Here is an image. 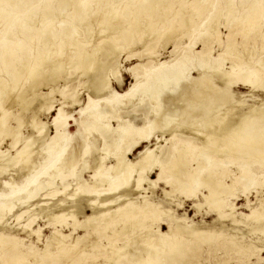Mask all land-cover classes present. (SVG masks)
I'll return each mask as SVG.
<instances>
[{"label": "bare ground", "instance_id": "1", "mask_svg": "<svg viewBox=\"0 0 264 264\" xmlns=\"http://www.w3.org/2000/svg\"><path fill=\"white\" fill-rule=\"evenodd\" d=\"M185 1L0 0V109L3 107L1 99L4 94L5 97H8L7 93L16 97L17 94L13 90L19 79L26 77L33 80L41 75L46 77L43 74L47 70L50 72L47 82H56L66 67L78 69L86 77L83 87L88 90V101L76 111L79 115L77 118L65 113L62 106L54 109L56 114L51 124L54 125L55 133L52 132L54 135L48 137L47 141L45 137L48 129L45 131V122L36 119L37 113L33 115L31 122L32 127L36 128L32 131L38 133L35 137L20 135L21 126L26 121L21 122L18 118L20 114L16 118L15 130L14 127L12 130L6 128L12 138L9 148H14V154H11L9 149L0 150V175L17 167L16 176L20 177L24 166L34 165L30 157L34 152L32 146L36 142H39L44 156L39 162V169L30 176L28 174L22 183H16L14 176L6 181L0 179V186L8 187L6 193L0 191L2 264H51L55 256L54 252H51L53 249L57 254L66 256L71 252L87 251L86 246L109 250L108 259L114 264H120V256L129 258L125 249L131 247L129 245L134 239L135 231L138 228H148L154 222L158 223L157 230L149 233L148 238L155 235L156 246L149 249L140 248L136 251L139 252L136 260H131V264H187L182 256L176 254L181 249L176 235L195 236L207 230L190 220L186 212L179 215L175 208L165 204H173L176 208L183 207L185 200L173 202V190L164 189L163 198H154V190L164 173L168 174L167 184L183 193L186 199H196L192 206L197 210L207 205L217 212L215 220L220 221L222 226L218 229L215 227L214 230L219 236L228 235L234 241L239 225L258 232L261 236L256 240L253 239L254 241L244 245L235 240L233 245L238 250H258L257 260L250 264H264L260 262L264 257L259 253L264 249V195L258 199V205L255 207L250 206L246 196L245 205L249 213L236 214L235 203L228 199L236 193L237 184L242 186L243 191L249 190L253 184L264 189V169L259 172L257 167H252L255 161H264V98L247 104L244 110L237 108L242 104L238 101V105L237 102L231 104L230 92V88L238 84L264 92V60L260 62V66L250 70L241 68L234 60L236 35H240L243 42L250 34L260 35L264 48V0H191L195 4L190 10ZM202 12L206 17L200 22L198 31L187 44L178 49L180 45L176 38H190L191 33L195 31V14ZM93 22L98 24V33L102 36L86 51L85 44L90 43L92 36L81 39L78 35L81 30L86 34L93 31ZM221 24L229 29L226 35L228 42L220 53L230 57L228 67H223L225 58L219 57L220 55L215 58L211 54L212 44L220 42ZM145 40H154L155 43L162 41L165 45L172 42L174 57L171 60L149 59V68L142 72L129 68L132 71L133 83L126 91L120 93L112 86L113 80L122 83L117 56L137 42H142L145 47ZM199 43L200 49L193 50ZM64 47L68 49L65 52L66 61L57 58ZM51 49L57 52L53 53ZM144 50L148 55L156 54L151 47H145ZM193 72L197 75L193 76ZM214 79L221 82L222 86L216 85ZM37 81L33 80L29 88L28 93L32 96L36 88L34 82ZM45 85L48 84L45 82ZM198 85L201 88L199 91ZM178 89L182 93L171 102L173 107L162 111L165 96L172 98ZM53 91L55 93V89L44 93V102L38 109L45 106L48 111L53 109V101L49 98ZM64 91L65 88L60 90L61 93ZM78 93L69 94L67 98L64 95L70 105L81 102ZM35 96L41 98L36 94ZM135 96L137 98L132 106H147L146 115L138 116L133 113V119L119 120L117 126L111 128L105 121L107 115L116 117L122 101L125 99L130 103ZM36 97L33 96V99ZM21 100L19 99V103ZM31 100L26 96L22 103L27 104L28 108ZM189 101H195L193 107L189 106ZM187 104L189 108L175 121V116H181L180 106L187 107ZM191 108H194V111L188 117L187 113ZM147 115L153 118L147 119ZM3 116L4 114L0 116L2 131L5 130L3 126L6 124ZM136 120H141L142 123L137 124L134 122ZM70 121L76 126L73 131L69 129ZM93 131L102 141V147L94 148L93 164L85 160L81 170L73 174V190L68 191L69 183H62V190L56 187L34 203L32 198L39 196L41 184H53L51 177L55 174H51L50 170L59 172L76 166L90 147L89 142L82 140ZM154 132H160V136H156V145H145L137 158L130 159L129 154L143 142H150ZM166 133L175 139L171 150L167 145L169 138L165 137ZM162 139L165 144H158ZM214 139L216 146L210 147L208 142ZM238 142L244 144L242 148L237 146ZM17 143L20 145L17 146ZM69 146L71 149L68 151ZM80 146H85L86 150L82 152ZM99 151H104L105 155L102 156ZM233 154L246 156L248 160L226 159ZM108 157H112L114 162L105 168V173H101L103 163ZM190 162H193L191 167ZM230 163L235 165L236 171L228 169ZM260 165L264 168V164ZM86 169L94 171L90 180L82 176ZM154 170L158 173L157 177L152 179L150 173ZM135 171L140 172L136 178L133 175ZM40 176H47L48 181L38 179ZM226 178H230V183L225 182ZM258 178L260 179L257 181ZM104 185L106 187L101 188ZM197 193L201 194V200L198 199ZM57 194H63V197L53 202L44 200L45 196L52 199ZM8 197L12 199H7ZM83 202L91 209V213L84 212ZM37 207L39 211L36 210ZM13 208L19 209L15 215L17 220L27 216L26 224L21 227L28 230V237L34 235L37 241L42 236L41 226H31L37 215L46 217L47 225H52L53 230L46 236L43 252L40 250L32 253L30 257L21 239L1 232L15 228L5 218ZM23 208L24 210H21ZM79 215L82 216L81 219ZM225 219L231 221L232 227L224 228ZM162 223H167L166 231L159 228ZM64 227L72 228V231L65 233L62 230ZM77 229H82L84 233L78 234L75 232ZM94 233L103 236L105 243L101 239H92ZM149 239L145 242L149 243ZM159 246H167L171 251L164 261L155 251ZM98 255L89 254L84 264H101L97 261ZM61 264L70 263L66 261ZM219 264L226 263L222 261Z\"/></svg>", "mask_w": 264, "mask_h": 264}, {"label": "rangeland", "instance_id": "2", "mask_svg": "<svg viewBox=\"0 0 264 264\" xmlns=\"http://www.w3.org/2000/svg\"><path fill=\"white\" fill-rule=\"evenodd\" d=\"M185 3L187 4L189 10L195 4V2H191V0H186ZM205 17L206 16H205L204 12H202L200 14H195V17L193 20L195 31L191 33L190 38H188V37H182L181 38L180 36H178L176 38V41L180 45L178 49H180V47L183 44H187L189 42V39L193 38V36L195 35V33L199 29L200 22ZM221 20H223V18ZM95 24H96V22H93V27H94L93 31L86 34V32L83 33V31L81 30L80 34L78 35V37L81 39H84L85 36H89V35L92 36L90 38V43L85 44L84 48L86 51H89L91 49V47L93 45H95L98 42L99 38H101V36H102L98 33V30H99L98 24H96V25ZM228 31H229L228 27H224L222 24L220 25V27H219L220 42H214L212 44V48H211L212 49L211 54L213 57H215V58L218 57V55H220V53L223 51L224 46L228 42V39L226 37ZM152 36L153 35H151V37ZM146 40L148 41L149 39H146ZM235 41L236 42L234 43V49H235L234 60H236L240 64L241 68H244L245 70H250L252 68H256V67L261 65L260 62L264 60V48H262V45H261L262 44V36H260V35L254 36L253 34H250L247 37V39L245 40V42H243L241 39V36L236 35ZM161 43H162V41L155 43L154 40H151V41L146 43V45H145L146 48L151 47V50L156 52V54H153V55L147 54V52L144 50L145 47H143L142 42H137L135 44L130 45L128 48L122 50V52L119 53V56H117L118 57L117 58L118 70H119V74L121 75V78H122V83H118V82L113 80L112 81L113 88L121 93V92L126 91L132 85V83H133L132 71L129 70V68H134L136 71L142 72V71H145L149 68V66H150L149 59L155 60L157 58L160 60H171L174 57L173 43L170 42L166 45H165V43H162V44ZM200 45H201L200 43L196 44L193 50L200 49V47H201ZM55 49H56V47H55ZM53 50L54 49H51V51L53 53L57 52L56 50H54V51ZM67 50H68L67 47H64L62 49V53L57 55V58L60 60L66 61L67 56L65 55V52ZM219 57L225 58L224 63H223V67L230 66V62H229L230 57L228 58L224 54H221ZM66 69H67V71H66ZM66 69L64 70L65 72L63 71L61 73L62 77L60 75L59 79H57L56 82L55 81L54 82H50V81L47 82L48 81L47 77H48V74L50 73L48 70L46 71V73L43 74L46 77H42V75H41L40 77H37L39 79H37V78L33 79L34 81L38 80L37 82H34V84H36V88H35L34 95H33L34 97H36L35 94L38 95L39 97H41V98H38V97L34 98L35 100L37 99L36 101H38V102L34 101L33 96H32V94H30V92L28 93L30 86L33 84L32 83L33 80L26 78V77L25 78L22 77L23 79L21 78V80L19 79L16 87L14 88L13 91H14V93L16 92L15 93V94H17L16 97L14 94H12L13 95V97H12L10 95V93H7L8 97H5L6 94H4V96H2L3 99H1V103H2L4 108L2 107L0 109V113L2 115L4 114L5 117L4 116L3 117H4L6 124L3 126L5 128V130L2 131V129L0 128V150L3 149V151H5V150L9 149L10 153L14 154V152H13L14 148L13 149L9 148L10 147L9 144H10L12 138H11L10 134L8 135V132H10L9 129H6V128H10V130H12V128L14 127L13 130H15V128L17 127V122H16L17 119L16 118H17L18 114H20L18 116V118L21 120V122L24 123V121L26 120L25 123L22 124V126H21L20 135L23 137H26V136L35 137L38 133H37V131H36V133H35V131H32V130H36V128L32 127L31 122H32V119L34 117L33 115H35V113H37L36 119L38 121H43L47 124L46 125L45 123L42 122L44 124L45 131L48 129L46 131L47 135L45 137V141L49 140V138L54 135L53 133H55L54 132L55 130H53L54 125L51 124L53 116L56 114V110H54L55 108L57 109L58 107L62 106L64 112L72 115L71 117L77 118L79 116L78 113H76V111L79 110L80 107L84 106V104H86L88 101V98H87L88 90L86 87H83L85 85L83 83L86 82V77L83 76L81 74V71L80 70L78 71V69L73 70V68H71V67H66ZM196 75H197V73L193 72V76H196ZM42 78H43V80H42ZM45 82L48 85H45ZM214 82L216 83V85L222 86V83L219 82L217 79H214ZM26 83H28V84H26ZM67 84H68V86H67ZM54 86H56V87H54ZM64 88H65V91L63 92L64 93L63 94L60 92V90H62ZM197 88H198V91L201 89L199 85L197 86ZM51 89H55V93L53 91L49 95V98H51V101H53L52 102L53 109L48 111L47 106H45L46 108L44 107V108L38 109V108H40L41 103L44 102V99H43L44 93H46V91H47V93H49V91H51ZM13 91L11 93H13ZM19 91H21V93H19ZM25 91H27V92H25ZM78 91H79V93H78ZM67 92H68V94H67ZM230 92L232 95L231 104L238 101L239 103H242V104L240 106H237V108L241 107L244 110L247 108V104L255 103L259 99L264 98V92H262L259 89L252 90L248 85H244V84H238V85L232 86L230 88ZM72 93H78V96L81 100V102L79 104L70 105L68 103V100L66 98H67V96H69V94H72ZM181 93H182V91L178 89V90H176V94L172 95V98L171 97L167 98L165 96L166 99L164 98L163 99L164 101H162V104H163L162 105V107H163L162 111L166 110V108H170L171 106L173 107L171 102L175 101L176 97H178V95H180ZM9 95L11 96V99L9 98ZM64 95L66 96V98ZM26 96L28 98L32 99L31 103H30L32 105H30L28 103V105H29L28 108L26 107L27 104L22 103L24 97L26 98ZM61 96H62V98H61ZM19 97H21L23 99L21 100V98H19ZM6 98H7V100L9 99L8 102H7ZM55 98H57V100ZM136 98H137V96L133 97L130 100L131 101L130 103L125 101V99H124V101H122V103L119 105L120 110L117 113V116L111 117V115L108 114L107 117L105 118L106 123H108V125L111 128H115L117 126V124L119 123V120L125 121L128 119H130V120L133 119L132 118V116L134 115L133 113H136L138 116H140V115L144 116V114L147 113V111H148V107L147 106H141V105L132 106V104L135 103ZM12 99H13L14 103H13ZM19 99L21 100L20 103H19ZM58 101H63V102L59 103ZM3 102H4V104H3ZM189 102H190L189 106L193 107V102H195V101H189ZM238 102L236 103L237 105L239 104ZM6 103H7V105H6ZM17 104L19 106H17ZM7 106L8 107L10 106V107L8 108ZM24 107L26 109L22 110V108H24ZM31 108H33V109H31ZM188 108H189L188 104H187V107H186V105L185 106L181 105L179 108L181 116H178V117L175 116L176 117L175 121H177L178 118H181L183 116L184 111H186ZM222 109H224V108H222ZM32 110H34V111L32 112ZM1 111H3V112H1ZM10 111H12V112H10ZM127 111H131V112L128 113ZM192 111H194V108H191L190 111L187 113L188 117H190L192 115ZM2 115H0V116H2ZM12 117H14V118H12ZM146 118L147 119L153 118V116L147 115ZM72 122L73 121L69 122V125H70L69 129L73 131L76 128V126L74 124H71ZM134 122L137 124L142 123L141 120H136ZM5 131H7V132H5ZM156 136H160V132H154V136L151 137V141L150 142H143L138 148H136L133 151L132 154H129V158L132 160L137 158L139 155V151L145 145L153 147V145L156 143ZM165 137L169 138L167 140V145L169 147V150H171L172 149L171 144H173L175 139L170 138L168 133H166ZM200 138L204 140L203 137H200ZM82 141L85 143L89 142V144H90V147L87 148V152L83 156H81V159L77 162L76 166L74 168H71L70 170L67 168L62 170V171H59V172H56L54 170H50L49 172L51 174H55V176L51 177L53 184L52 185H45L44 183L41 184V189L39 190V193H38L39 196L32 198V201L34 203L38 202L41 199V197H43L42 195L51 192L52 189H54L56 187H59V190H62V187H61L62 183H66V182L69 183L70 186L68 188V191H71V189L73 190L72 187L74 186L73 184L75 183V178H74L73 174L78 173L81 170L82 165H83V161L86 160L90 164L94 163L93 162V159L95 158L94 157L95 156L94 148L97 146L102 147V141L100 140L99 137H97L95 131L88 134L87 138L82 140ZM38 143L39 142H36L32 146V149L34 152L30 158H31L32 163H34V165L24 166L23 167V169H24L23 174L20 177L16 176L17 174L15 172V169H17V167L12 168L7 173L0 175L1 181L9 180V178L11 176H14V181L16 183H22L24 180H26V176L28 174L30 176L37 169H39V167H40L39 162L42 160L44 153L40 149ZM85 143H84V145H85ZM158 144H165V141L162 139L161 141L158 142ZM19 145H20V143H17V146H19ZM208 145L210 147H215L216 146L215 139L210 140L208 142ZM243 145H244L243 143L238 142L237 146L242 148ZM70 146L68 148V151L71 149ZM80 147H81V149H83L82 152L84 150H86L85 146H80ZM99 153H101L102 156L105 155L104 151H99ZM223 158H225V157H223ZM241 158L244 160H248V158L246 156L241 157V156H238L237 154H233L232 157L231 156L228 158L226 157L227 160H231V159L238 160ZM113 162H114V160L112 157H108L107 159H105V161L103 163L104 167H103V169L100 170L101 173L102 172L105 173V168L107 166H109L110 164H112ZM190 163L191 164H189V166L191 167L193 165V162H190ZM254 163L255 164H253L252 167L253 168L257 167V170H259V172L262 169H264V168L260 167L261 166L260 164H264V161L262 159L257 160ZM19 167L20 166H18V168ZM228 169H231L232 171H236L235 165L233 163L228 164ZM139 173H140L139 171H135L133 173L134 177L136 178ZM157 173H158V171L154 170V172L150 173V177L152 179H155L157 177ZM93 174H94L93 170L86 169L82 173V176L84 177V179L90 180L93 178ZM167 176H168V174H166V173L163 174V178L160 180V182L158 183V186L154 190V193H153L154 198H156V199H161V197L163 198L164 197V193H163L164 189L173 190L171 193V197L174 200L173 202L185 200L183 207L176 208L173 204H170V203H165V204L170 205L171 207L175 208L176 212L179 215H182L184 212H186L187 216L190 217L189 218L190 220L191 219L194 220L195 222L199 223L200 225H202L207 230L204 233H200V234L195 235V236L176 235V238H178V245H180V247H181V249L178 250L179 252H176V254H178V256H182L183 259L185 261H187V264H219L222 261H225L226 264H250V263H253L257 260L256 254H257L258 250H256V249L255 250L249 249L246 251H243V249L238 250L237 247H234L233 242L235 240H237L240 242L241 245L247 244L250 241H254L257 239V237L261 236L258 232H253L250 227H247L244 225H239V227H238L239 230L235 234V237H234L235 240L234 241L232 238H229L228 235L219 236L214 230L215 227L218 229V228H221V226H222L220 221L215 220L217 218V215H218L217 212L213 211L207 205H203L199 208V210H197L195 207L192 206L193 202L196 201V199L193 197H188L191 199H186V197L183 193L178 192L177 189H175L174 187H171L170 184H167L166 183ZM260 178H261V176H260ZM260 178H258L257 181ZM38 179H40L42 181L44 180V182L48 181L47 176H43V177L40 176V177H38ZM190 181H191V179H190ZM225 182L230 183V178H226ZM144 186H146V184H144ZM104 187H106V185L102 186L101 188H104ZM0 189H1L0 190L1 193H6L8 191V187H1ZM250 189L247 190L248 192L243 191L242 186L240 184H237L236 193L233 196L228 197V199L230 201H233L237 207L235 210L236 214H238L240 212H244V213L250 212L249 209L245 205V203L247 202L246 196H247L249 202L251 203L250 206L255 207L258 205V199L261 198L262 195H264V189H262L258 186L256 187L254 184H253V186H250ZM260 189H261V191H259ZM201 191L206 192L205 189H201ZM197 195H198V199L201 200V197H202V196L200 197L201 194L197 193ZM46 197H48V196H45L44 200H47L48 202H53L57 198L58 199L62 198L63 194H57L55 197H52V199H49L50 197H48V199H47ZM7 199H12V197H8ZM167 200L169 201V199H167ZM169 202H171V201H169ZM83 205L85 206L83 209L84 212L87 214L91 213V209L87 206V204L85 202H83ZM18 210L19 209H17V208H13L11 210V212H9L5 216V218L10 223V225L14 226L15 228L11 231L4 230L1 232L4 235H10V237L14 236V237L21 239L22 240L21 243L23 245H25V247H26V248H24V249H26L25 251H28L29 253H27V254L31 257L32 253L40 252V250L42 251L43 245L45 244L46 236L50 234V232L53 230V228H52V225H47L48 223H47L46 217L41 218L40 214H38L34 223L31 226L33 228H37L38 226H41L42 236H41L39 241H37V239L34 235L31 237H28V235H27L28 230L27 229L23 230L21 227L22 225L26 224L27 216L25 215L24 217L20 218V220H17L15 218V215H16V213L19 212ZM21 210H24V208ZM36 210L39 211V208L37 207ZM79 218L81 219L82 216L79 215ZM224 224L226 225L224 228L232 227L231 221L228 219L224 220ZM157 225H158V223L154 222V223H152V226H150L148 228L146 227L147 229L146 228L145 229H142V228L139 229L138 228L135 231L134 239L131 240L132 242L130 241L131 244L129 246H131V247H129V248L127 247L125 249V251L127 252L126 254L129 258H123L122 256H120V258H119L120 264H131L133 260H136L135 257L139 253V252L137 253L136 251L140 250V248L149 249V248L154 247L155 241L157 240V237L155 235H151L152 237L149 239L148 235H149V233H153L154 231L157 230ZM57 227L60 228V226H57ZM159 228L162 229L163 231H166L167 230V223L160 224ZM62 230L65 233H69L72 231V228H65L64 227ZM75 232H77L80 235L84 233V231L82 229H77ZM91 238L92 239H101V241L104 243L106 241L103 238V236L95 234V233L92 234ZM148 239H149V243H146L145 241H147ZM70 241L71 240H69V242ZM138 241H139V243H138ZM138 246H140V247H138ZM214 248H215V250H214ZM157 249L155 251H156L158 257L161 256L162 261L166 260L168 254L171 253V251L169 250V248L167 246H159V247H157ZM86 250L87 251H82V252H80V251L71 252L70 254L63 256V255L57 254L56 250L53 249L51 252H54L53 255H55V256H53V260H52L51 264H61L62 262H66V261H68L70 264H84L85 260L89 254L93 255V256L99 254L97 257V261L101 264H114L113 262L110 261V259H108L109 258L108 256L110 255L109 250H102V249H97L94 247L91 248L90 246H86ZM259 253H260L261 257H264V249L261 250ZM0 254H2L1 247H0ZM260 262L264 263V258L261 259ZM0 264H2L1 259H0Z\"/></svg>", "mask_w": 264, "mask_h": 264}]
</instances>
